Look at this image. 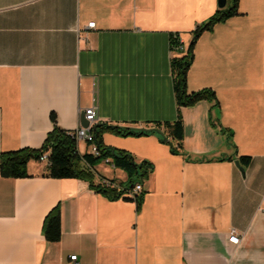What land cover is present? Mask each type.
Instances as JSON below:
<instances>
[{"label":"crops","instance_id":"obj_1","mask_svg":"<svg viewBox=\"0 0 264 264\" xmlns=\"http://www.w3.org/2000/svg\"><path fill=\"white\" fill-rule=\"evenodd\" d=\"M218 7V0H0V153L40 147L54 124L74 131L89 106L96 123L162 130L180 114L183 124L179 144L164 128L177 153L158 132L102 134L104 144L153 164L139 211L85 180L47 176L46 161H29L27 177L0 175V264H69L70 254L78 264H264V0H238V14L194 44L187 90L211 88L218 106L178 108L173 93L179 51L170 34L185 49ZM221 128L232 131L235 148ZM77 148L90 152L84 141ZM239 155L249 164L237 163ZM94 168L126 180L109 164ZM57 204L61 237L47 241L43 220ZM232 228L237 246L227 240Z\"/></svg>","mask_w":264,"mask_h":264},{"label":"trees","instance_id":"obj_2","mask_svg":"<svg viewBox=\"0 0 264 264\" xmlns=\"http://www.w3.org/2000/svg\"><path fill=\"white\" fill-rule=\"evenodd\" d=\"M238 14V0H230L228 5L218 7L214 13L205 21L197 24L191 31L192 38L188 46L179 51V54L171 59L172 87L177 107L192 106L198 101L206 100L213 102L212 107L218 106L215 92L211 88H202L195 91H188L186 86L188 69L193 61V47L197 38L204 31L211 30L219 22H223L231 16ZM172 48L176 49L178 41L170 34ZM53 116V115H51ZM53 118V117H52ZM91 131L94 141L97 144L98 154L91 152L80 153L77 148V141L72 134L73 131L61 129L56 124L47 132L42 144L38 148L23 147L16 150L3 151L0 153V175L7 178L27 177V163L31 160L40 161V156L46 153L47 173L54 178H78L88 182V185L95 192L100 193L108 200H133L136 211L140 210L145 191L140 190L133 197L129 193L136 183H143L153 171V164L146 159L137 160L134 155L122 148L109 146L103 143L102 134L113 132L121 136H140L155 133L154 129H143L124 127L115 124L96 123ZM169 129L170 136L179 144L183 137V124L178 114L174 123L163 124ZM161 130V125L156 127ZM164 128L161 130L164 134ZM226 133L227 142L233 148L232 131L221 128ZM165 139L161 140L169 144L170 151L177 153L173 143L164 134ZM108 158L114 168L122 169L126 174L123 182L115 179H107L99 175L94 166ZM229 157H220L222 160ZM237 161L241 166L250 162V156L239 155ZM97 179V180H96ZM42 233L47 241H58L61 237V213L59 204L51 208L45 215L42 225Z\"/></svg>","mask_w":264,"mask_h":264},{"label":"built area","instance_id":"obj_3","mask_svg":"<svg viewBox=\"0 0 264 264\" xmlns=\"http://www.w3.org/2000/svg\"><path fill=\"white\" fill-rule=\"evenodd\" d=\"M95 25L94 21L88 22L87 27L88 28H93ZM173 36L176 38V40L178 41L177 47L176 49L178 51H182L184 50L183 44H182V40L180 38L179 34H173ZM84 117L87 121H89V126L88 127H83L81 124L72 132V134L75 136L77 143L80 141H84L86 143H88L89 148H90V152L92 154H98V150H97V144L94 141V136L93 133L91 131V126H93L96 122H97V115H96V110L94 106H89L87 108L84 109ZM41 161H46L47 162V157H46V153H43L40 158ZM103 163L109 164L113 167L112 163L110 162V160L108 158L103 159ZM105 182L108 183V180L105 179ZM142 189V184L141 183H136L134 185L133 190L129 193V195L131 197H133L136 193H138L140 190ZM228 242L233 244L234 246L239 245L241 237L240 234H238V232L232 228L229 231L228 234ZM69 264H78L77 261V255L76 254H70L69 255Z\"/></svg>","mask_w":264,"mask_h":264},{"label":"water","instance_id":"obj_4","mask_svg":"<svg viewBox=\"0 0 264 264\" xmlns=\"http://www.w3.org/2000/svg\"><path fill=\"white\" fill-rule=\"evenodd\" d=\"M225 4H226V0H218V5H219L220 7L225 6ZM190 42H191V41H190ZM190 42H189V43H190ZM80 124H81L83 127H88V126H89V121H87V120L85 119V117H84V112H81V116H80ZM91 128H92V130H94V126H91ZM143 129H154L156 132H158V133L161 135L162 139H165L164 134H163L162 131L159 130L158 128H143ZM237 163H238V161H237Z\"/></svg>","mask_w":264,"mask_h":264}]
</instances>
